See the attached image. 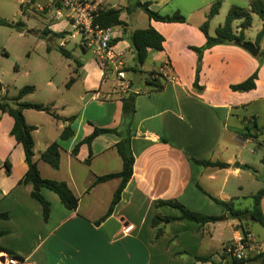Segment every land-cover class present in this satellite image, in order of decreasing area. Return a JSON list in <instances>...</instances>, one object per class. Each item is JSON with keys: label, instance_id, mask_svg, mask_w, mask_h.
Listing matches in <instances>:
<instances>
[{"label": "crops", "instance_id": "obj_1", "mask_svg": "<svg viewBox=\"0 0 264 264\" xmlns=\"http://www.w3.org/2000/svg\"><path fill=\"white\" fill-rule=\"evenodd\" d=\"M87 1L97 9H124L128 5V0L126 3L121 0L119 7L111 6L108 0ZM142 2H150L151 10L162 15L180 12L187 23L168 24L150 19L147 23L146 28L157 30L164 36L165 43L163 51L149 50L141 71L155 72L156 77L165 80V87L152 91L145 83L148 89H143L145 76L140 74L138 88L131 90L137 94L131 127L134 173L109 216L121 179L93 183L97 177L122 171L123 161L116 149L120 137L101 135L91 146H81L76 156L72 153L95 127L122 128L120 98L125 94L117 90L110 76L104 75L97 61L95 64L77 63L83 72L85 96L80 98L83 108L66 114L65 106L55 112L54 103L51 107L48 103L32 102L31 94L22 100L50 107L58 116L24 111L27 124L36 128L33 137L41 176L66 183L79 199L76 210L67 209L56 193L44 188L42 194L51 205L49 218H44L42 204L32 197L33 184L23 181L28 166L23 146L10 135L14 120L0 112V212L9 214L8 219H0V244L24 261L31 264H225L227 260L216 262V258L222 251L223 256L235 245L236 239L242 237L236 220L204 226L187 220L175 221L180 212L158 206L157 202L178 201L192 212L222 216L225 209L210 197L225 202L236 199L237 208L249 209L253 203L251 196L262 189L257 190L258 181L264 186V154L256 158L246 154L264 152V133L258 134L253 127L264 129L261 120L264 116V63L260 66L258 57L235 44L214 47L203 56L199 89L194 86L198 55L191 49L206 43L200 27L213 4L221 2L220 11H230L233 6L248 7L251 0ZM34 3L28 10L39 12L37 6L44 7L45 12L39 13L50 22L48 29L53 34H73L69 20H51L45 16L46 12L53 13L58 8L53 0H35ZM127 15L124 11L121 16L127 24L125 29L113 28L114 39H119L113 46L116 52L124 54L126 67L131 69L126 56L132 50L130 34L137 29L130 27ZM218 16L210 23L211 35L212 23ZM259 21L262 28L264 23ZM239 26L236 27L238 32ZM78 36L82 38L83 50L89 51L84 37L76 35L75 38ZM62 39L61 42H65V38ZM263 47L261 42L258 48L263 51ZM133 60L135 62L134 52ZM257 70L256 90L248 93L231 90L232 85L244 82ZM66 128L73 131V136L61 139ZM242 134H251V137L245 138ZM54 142L61 146L58 170L39 161L40 154ZM91 153L93 158L87 165L85 161ZM195 160L228 166H202ZM6 162L11 167L10 174ZM261 207L264 213V199ZM156 217H160L157 227L154 225ZM129 227L131 229L126 231ZM250 229L249 241H254L255 236L260 238L263 245L257 252H264V233L256 232L253 225ZM159 230L162 234L157 237ZM248 252H256V247L252 245ZM2 257L3 254L0 264ZM203 257H210L211 261H197Z\"/></svg>", "mask_w": 264, "mask_h": 264}, {"label": "trees", "instance_id": "obj_2", "mask_svg": "<svg viewBox=\"0 0 264 264\" xmlns=\"http://www.w3.org/2000/svg\"><path fill=\"white\" fill-rule=\"evenodd\" d=\"M35 0L32 5H34ZM53 3L58 8L62 7L61 2L59 0H53ZM222 3L216 2L210 9V12L207 16L206 22L200 27V30L206 37V43L204 46L200 48L192 47L191 49L196 52L198 55V61H203V56L206 51L221 45H234L236 41L244 42V33L248 29H250L253 25L254 16H257L264 23V0H251L248 7H240L233 6L226 18L224 25H221L217 28L214 35L210 34V23L211 21L219 15L221 10ZM150 2H142V0H128V5L124 9H115V8H100L98 9L97 16L94 19L93 25L94 27L100 29H108V28H126L127 24L121 19L122 13L125 11L128 15H132L137 10H142L148 16V18L152 21L161 22V23H179L184 24L187 23L186 17L183 16L180 12H176L172 15H162L158 12L151 10ZM236 21H241L239 26L240 31L238 32L234 26ZM0 24L17 27L20 28L22 26L21 23L11 24L7 21L0 20ZM54 35L59 38H65L69 35L68 32H63L60 34H53L48 28L43 31V36ZM264 39V25L261 31L257 36V40L255 45L260 47L262 40ZM131 49L135 54V67L128 69L129 72L134 73V75L143 74L141 68L146 64L148 60L149 50L163 51L165 38L162 34H160L153 27H149L146 29H137L131 32L129 37ZM119 42V39H114L112 45H116ZM60 51L66 57H71V53L65 50V48L60 47ZM261 57V58H260ZM258 60L260 62V66L264 63V50L261 51L258 56ZM78 63V62H77ZM80 65V64H79ZM201 66V65H200ZM197 68L196 71V80L194 86L200 89L199 80L201 67ZM257 70L251 77L245 80L242 83L232 85L230 88L233 92L239 93H248L256 90L257 88V80H258ZM163 76V75H161ZM74 79L72 78L69 82L73 83ZM146 84L152 91H161L165 87V80H162L161 77H156L155 72H150L149 77L146 79ZM133 88H138V85H135L133 82ZM2 85L0 83V89ZM35 88L33 86H26L22 88L19 94L13 98V106L6 100L0 96V112L4 114H9L13 120L14 125L11 130V137L14 138L17 144H21L25 153V161L28 166L27 173L24 177V182L32 183L34 186L32 197L38 200L43 207V215L47 220L50 216L51 205L45 199L42 194V189L46 188L54 193H56L64 206L69 210H76L79 204V199L73 194L68 185L64 182H58L54 180L44 179L38 168V159H36L35 153V141L33 137V133L36 130L34 126H30L27 124L24 111L25 110H35V111H43L50 113L54 118H58V116L50 111V107H45L40 104L22 102L23 98L27 95H30L34 92ZM136 99L137 94L133 92H129L123 95L120 100L122 102V128L118 129H104L95 127L93 133L86 138L85 140L79 142L74 150L73 155L76 156L83 145L91 146L93 141L101 136V135H109L114 134L120 137V142L116 145V149L123 161V169L120 173L109 174L102 177H97L93 183V185L104 183L111 181L113 179H121V184L115 192L108 216L112 213L116 205L120 202L122 193L126 187V185L131 180L134 173V164L135 158L131 149V127L133 123V119L136 113ZM73 119H70L71 121ZM254 125V129H257L258 134H263L264 129H259ZM252 131L250 130L249 133ZM257 134V135H258ZM73 136V131L70 128H66L64 132L61 134V139H68ZM243 137L248 138L251 137V134H242ZM61 146L58 142L52 143L48 146L39 157V161H43L48 164L54 170H58L60 168V154ZM93 158V154L91 153L89 158L85 161L87 165L91 164V160ZM199 165L202 166H213L219 168H225L228 165L221 162H211V161H198L195 160ZM264 163V158L262 159ZM8 167L7 173L10 174L11 167L9 163L6 162ZM246 169H250V167L245 166ZM214 202L218 203L225 209V214L222 216H207L203 214H198L190 211L184 205L179 203L178 201H159L157 202L158 206H167L171 209L178 210L180 212V216L175 218V221L187 220L191 222H196L201 226H204L208 223H218L223 222L228 219L238 221L237 231H240L243 237V243L249 249L252 245V240L249 241V237L252 235L251 226L253 223L259 224L264 229V213L262 211V200L264 199V188L258 191L256 194L251 196L252 206L249 209H239L235 205V200L233 199L230 202L220 201L213 197H210ZM8 213L0 212V219H8ZM160 217H156L154 220V225L157 227L159 224ZM162 232L159 230L157 233V237H159ZM1 235V233H0ZM249 251V250H248ZM246 251L244 256L240 259L230 257L228 253L223 254L224 260H227L225 264H264V252H248ZM3 254L5 258L23 260L13 251L4 248L0 244V255ZM229 257V258H228ZM228 258V259H227ZM198 262L208 263L211 261L210 257L197 258Z\"/></svg>", "mask_w": 264, "mask_h": 264}, {"label": "rangeland", "instance_id": "obj_3", "mask_svg": "<svg viewBox=\"0 0 264 264\" xmlns=\"http://www.w3.org/2000/svg\"><path fill=\"white\" fill-rule=\"evenodd\" d=\"M108 1L111 6L119 7L121 0ZM123 1L127 2V0ZM220 12L218 18L212 23L213 35L217 27L224 25L229 9H223ZM129 16L128 21L131 28L145 29L147 27L149 18L144 11L137 10ZM0 20L14 25L22 24L20 28L0 24V83L2 85L0 96L6 98L13 106V98L19 94L20 90L26 86H33L35 90L30 97L32 102L45 103L46 105L48 103L51 107L54 103L53 110L55 112L61 111L62 106H65L66 114L72 113L74 109L83 108L80 98L85 96V87L81 78L83 72L79 69L77 62L82 61L85 64L90 61L95 64L96 60L91 51L83 50L82 38L78 36L71 39V34L65 37L66 46L64 48L71 53V57H66L60 51L62 38L54 35L47 37L42 35L50 22L35 10H26V13H23L18 0H0ZM259 20V17H254V24L245 31L244 42L256 43L257 36L263 28H261ZM240 23L241 21H236L235 28ZM72 33L74 34L75 31ZM262 45L264 46V39ZM126 62L130 67H135L132 50L126 56ZM200 65L202 66V62L198 61L197 68ZM157 66L158 64H156ZM143 74L145 80L141 86L143 89H148L145 81L150 73L144 72ZM72 77L75 82L69 84ZM261 120L264 122V116H261ZM246 154L250 158H256L263 156L264 152L257 150L255 155L248 152ZM262 183L258 181L257 190L263 189ZM253 228L259 234L264 233V229L257 223H253ZM252 245L256 247V253H258V247L263 244L261 239L255 236ZM222 253L223 251L216 258V262L222 261Z\"/></svg>", "mask_w": 264, "mask_h": 264}, {"label": "built area", "instance_id": "obj_4", "mask_svg": "<svg viewBox=\"0 0 264 264\" xmlns=\"http://www.w3.org/2000/svg\"><path fill=\"white\" fill-rule=\"evenodd\" d=\"M21 11L28 10L34 0H18ZM61 8H55L54 12H46L45 16L51 20L67 19L71 22V26L75 31L70 35L74 39L76 35L84 37L85 47L91 51L97 63L102 68L104 75H109L114 81L117 90L123 94L132 90L134 75L130 73L124 62L122 52H116L112 42L114 40L113 28L100 29L94 27L93 22L97 16L98 9L95 4L87 0H59ZM39 12H45V8L37 6ZM66 43L61 42V47H65ZM175 81L176 79L173 78ZM129 227L126 231H129ZM249 249L243 243V237H239L235 241V245L228 249L227 253L230 257L242 258ZM2 264H31L28 261L6 258Z\"/></svg>", "mask_w": 264, "mask_h": 264}, {"label": "water", "instance_id": "obj_5", "mask_svg": "<svg viewBox=\"0 0 264 264\" xmlns=\"http://www.w3.org/2000/svg\"><path fill=\"white\" fill-rule=\"evenodd\" d=\"M235 45H237L238 47L242 48L243 50L247 51L248 53H250L252 56L254 57H258L260 55V48H258L256 45L254 44H250V43H246V42H241V41H236ZM140 79H142L141 75H135L134 77V83L135 85H138L140 83ZM1 261L4 262V257L1 258Z\"/></svg>", "mask_w": 264, "mask_h": 264}]
</instances>
